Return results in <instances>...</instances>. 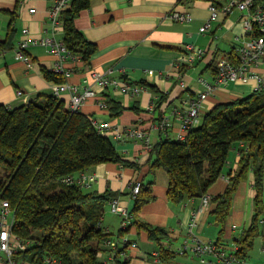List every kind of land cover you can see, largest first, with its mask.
Segmentation results:
<instances>
[{"label": "crops", "instance_id": "1", "mask_svg": "<svg viewBox=\"0 0 264 264\" xmlns=\"http://www.w3.org/2000/svg\"><path fill=\"white\" fill-rule=\"evenodd\" d=\"M53 1L0 0V104L14 108L31 98L52 95L57 82L47 78L44 70H54L58 64L69 72L65 76L59 73L64 83L80 86L92 71H98L113 79L126 78L132 84L141 85L143 90L137 95L124 94L112 86L102 89L95 85L97 96L87 100L79 111L93 118L101 134L114 142L123 160L133 163H101L85 172L94 179H88L84 187L98 193L107 190L116 193L119 206L127 210L133 221V186L137 182L152 183L154 198L142 207L139 218L169 232L164 243L171 255L162 260L158 243L151 240L145 230H138L131 223L129 231L118 235L123 218L111 209L109 202L102 226L113 237L128 239V244L120 245L118 260L128 264H226L217 256H199L193 251L187 227L197 212V237L202 241L219 242V246L235 257L231 264H242L240 260L246 257L236 255V241L249 228L257 212L254 171L249 170L239 183L223 233H220L222 225L213 215L216 203L212 199L226 190L228 172L238 168L239 148L244 144L238 143L232 149L224 174L209 188L210 203L206 210L200 209L202 198L187 199L179 204L171 202L167 195V171L163 168L152 171L150 165L155 159L153 146L161 139H177L181 133L179 113L187 106L186 100L214 81V67L219 58H228L237 45L235 37L246 35L243 21L246 11L235 8L229 14L221 13L211 22L210 29L202 32L201 27L211 15V2L222 5L225 0H91L89 7L75 18L76 28L96 46L91 59L84 62L72 53L64 54L60 60L49 47L36 43L47 37L63 41V29H54L49 19ZM174 10L190 13L191 20H172L169 15ZM21 40L28 41L24 51L28 61L17 55ZM189 43L204 48L206 53L193 66L187 67L181 78L176 64L185 57V46ZM260 71L264 73V67ZM182 80L187 87L181 85ZM256 86V80L250 79L215 89L204 100L203 114L219 103L253 93ZM70 95V92H63L60 96L67 107ZM108 96L125 107L117 117H111L109 107L99 106ZM162 96H165L163 100ZM165 116L169 117L171 125L162 129L160 124ZM127 127L140 129L144 136L131 135ZM262 175L264 203V164ZM261 230L264 232V226L258 234L262 236L264 249ZM102 249V264H112L108 260L110 249L107 246Z\"/></svg>", "mask_w": 264, "mask_h": 264}, {"label": "trees", "instance_id": "2", "mask_svg": "<svg viewBox=\"0 0 264 264\" xmlns=\"http://www.w3.org/2000/svg\"><path fill=\"white\" fill-rule=\"evenodd\" d=\"M90 1L72 0L61 16L63 42L84 62L91 59L96 46L76 28L75 18L89 7ZM256 3L264 6V0ZM227 56L236 62V49ZM216 70L214 67L215 75ZM44 71L47 78L64 83L61 74ZM103 102L111 117L125 109L122 102L110 96ZM238 143L244 144L239 148V166L228 172L226 190L212 200L216 203L213 215L223 233L234 193L249 170L254 171L257 212L236 241V255L245 258L264 223V211L260 212L264 210V89L215 105L202 115L201 123L188 132L185 140L161 139L153 146L155 159L150 168L167 171L171 202L202 198L224 174L229 154ZM106 162L133 164L123 160L114 142L101 134L91 116L72 111L60 97L40 95L14 108L0 104V203L8 202L14 215L12 231L23 243L14 255L17 262L43 264L51 256L60 264H102V247H108L109 239H119L102 226L107 205L117 194L87 190L74 178ZM151 184L141 182L131 226L145 230L158 243L164 260L171 255L164 243L168 230L139 218L142 207L154 198ZM130 227L120 229L118 235L123 236ZM118 255L119 251V264H128L118 260Z\"/></svg>", "mask_w": 264, "mask_h": 264}, {"label": "built area", "instance_id": "3", "mask_svg": "<svg viewBox=\"0 0 264 264\" xmlns=\"http://www.w3.org/2000/svg\"><path fill=\"white\" fill-rule=\"evenodd\" d=\"M72 0H54L49 10V19L54 29L62 28V13L67 10L71 5ZM226 2L222 5H218L216 1L211 2L210 11L211 15L206 23L201 27L202 32H206L211 27V22L217 20L221 13L229 14L233 12L235 8L246 11L247 15L243 19L244 27L246 31L245 36H236V54L237 61L232 62L227 57L219 58L216 65V75L212 83L205 84V90L191 96L186 100L187 106L183 112H180V119L182 130L178 135V140H185L188 132L197 127L202 121L203 115V103L204 100L210 95L215 89L219 87H226L230 82L235 81H248L254 79L257 82L256 90L264 89V73L260 70L264 67V6L260 3H256V0H225ZM34 11V9L32 10ZM169 17L175 21L189 22L191 20V14L188 12H179L174 10L170 13ZM27 32V31H25ZM50 48V51L58 55L59 59L63 58L64 54L72 55L63 41L55 40L54 38H41L38 42ZM28 46L27 40H21L18 45L17 55L23 61H28L25 55V49ZM185 57L181 58V61L176 64L179 73L184 67L193 66L206 52L205 49L194 44H186L185 46ZM61 62V61H60ZM57 73H62L64 76L68 75L69 72H65L58 64L53 70ZM126 79V78H125ZM111 78L108 74L100 73L98 71H92L88 77L83 80V83L78 86L68 83L56 84L53 91V95L60 97L63 92H70V104L69 107L72 111H80L82 106L90 98L97 96L95 85L102 89L108 88L109 86L114 87L116 90L124 94H139L143 87L138 84H132L129 80ZM183 87H187L185 81H181ZM101 108H105L106 105L103 101L99 102ZM171 125L169 117L165 116L160 124L162 129H166ZM127 131L131 135L143 137L144 134L140 129L134 127H127ZM79 184H85L88 179L93 180L94 176L83 173L80 176L74 178ZM71 180V179H69ZM140 182H137L133 186L132 195L135 198L140 190ZM210 203V197H202V204L200 209L206 210ZM111 209L120 214L123 218L122 229L126 230L132 223V217L125 208L119 206L118 200L113 199L111 202ZM198 213L195 212L191 222L187 227V231L192 240L193 251L199 256H205L207 254L214 255L220 258L226 264H231L235 257L229 253L215 241H202L200 240L195 232L198 225L197 223ZM14 224V215L7 201L0 203V264H24L19 263L14 259L15 253L22 249V240L16 236L12 227ZM111 253L108 260L112 264H119L116 256L120 249V245L128 244V239H109L106 243ZM132 246H136V243H131ZM43 264H60L55 258L49 256L46 257Z\"/></svg>", "mask_w": 264, "mask_h": 264}, {"label": "rangeland", "instance_id": "4", "mask_svg": "<svg viewBox=\"0 0 264 264\" xmlns=\"http://www.w3.org/2000/svg\"><path fill=\"white\" fill-rule=\"evenodd\" d=\"M262 226H264V223ZM240 261L242 262V264H261V263L264 264V249H263V242L261 235L256 236L254 244L249 249L248 256L246 257V259Z\"/></svg>", "mask_w": 264, "mask_h": 264}]
</instances>
